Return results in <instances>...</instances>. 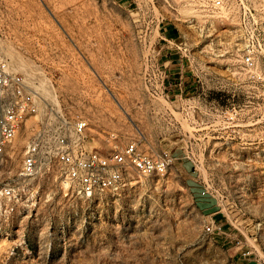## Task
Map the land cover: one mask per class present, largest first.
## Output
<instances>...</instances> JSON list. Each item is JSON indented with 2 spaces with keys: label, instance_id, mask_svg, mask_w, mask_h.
I'll return each instance as SVG.
<instances>
[{
  "label": "rangeland",
  "instance_id": "374dc122",
  "mask_svg": "<svg viewBox=\"0 0 264 264\" xmlns=\"http://www.w3.org/2000/svg\"><path fill=\"white\" fill-rule=\"evenodd\" d=\"M128 1L0 0V60L41 97L0 150V264H264V0H222L207 38L177 24L188 58L146 57ZM48 106L86 122L87 150L135 141L164 173L89 198L55 163L21 178Z\"/></svg>",
  "mask_w": 264,
  "mask_h": 264
},
{
  "label": "built area",
  "instance_id": "2783aa9c",
  "mask_svg": "<svg viewBox=\"0 0 264 264\" xmlns=\"http://www.w3.org/2000/svg\"><path fill=\"white\" fill-rule=\"evenodd\" d=\"M129 13L135 26L137 38L144 46L146 57H166L167 54L188 58L193 53L184 32L178 25L186 26L205 38L212 34L214 10H219L222 0H129ZM188 10L184 15L181 9ZM157 32L163 45L152 48L150 34ZM176 32L177 36H171ZM164 47L168 49L164 52ZM169 51V52H168ZM167 62H171L168 60ZM181 66L182 60L180 59ZM245 67L252 64L251 56L245 55ZM165 68L159 86L166 88ZM171 87V84L169 85ZM40 95L26 82L25 78L9 71L5 61L0 60V150L16 136L21 123L38 112ZM86 122L71 120L62 111L48 106L44 117L37 123L24 147L19 176L29 178L49 172L56 164L63 179L76 194L89 198L96 193L117 191L131 184L126 174L133 171L137 177L164 173L167 159L141 151L135 141L122 148H114L103 155L85 147ZM0 194L11 198L13 186H5ZM211 224L206 231L212 232Z\"/></svg>",
  "mask_w": 264,
  "mask_h": 264
},
{
  "label": "bare ground",
  "instance_id": "6f19581e",
  "mask_svg": "<svg viewBox=\"0 0 264 264\" xmlns=\"http://www.w3.org/2000/svg\"><path fill=\"white\" fill-rule=\"evenodd\" d=\"M16 136H17V134H16ZM16 136H15V137H16Z\"/></svg>",
  "mask_w": 264,
  "mask_h": 264
}]
</instances>
